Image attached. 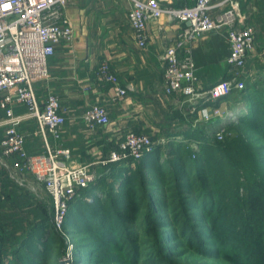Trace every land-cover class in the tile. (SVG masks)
<instances>
[{"label": "built area", "instance_id": "2783aa9c", "mask_svg": "<svg viewBox=\"0 0 264 264\" xmlns=\"http://www.w3.org/2000/svg\"><path fill=\"white\" fill-rule=\"evenodd\" d=\"M129 2L128 18L140 47L147 46L152 26L159 33L166 30L167 25L175 26V41L165 43L159 55L164 67V92L185 95L198 121L221 117V124H225L236 118L235 110L223 109L220 101L234 89L245 87L244 81L239 80L238 71L245 66L255 47V29L241 0ZM69 3L70 0H0V109L6 114L2 121L5 132L0 143V164L16 183L31 191H36V187L13 170H27L45 185L53 198V220L60 231L64 230L70 201L80 194L81 188L96 180L95 164L106 166L112 162L139 159L154 146L147 133L129 131L106 157L95 162L73 164L69 147L52 144L51 138L56 141L62 138L68 108L54 92L41 98L36 84L49 77V57L54 55L56 47L74 39L73 24L65 15ZM223 27L228 29L231 49L227 62L233 73L207 89H200L197 64L188 45L196 37ZM181 49L184 54H180ZM96 74L98 79L112 84L113 98L128 95V88L121 84L120 77L108 62L101 63ZM16 105L26 106L27 111L17 114ZM28 118L37 121L36 134L43 139L45 147L42 152L29 153L26 148L27 136L19 125ZM82 118L91 130L111 123L109 111L99 103L92 104ZM220 129L216 134L221 138L223 125ZM8 157H15V163H9ZM3 198L0 184V201Z\"/></svg>", "mask_w": 264, "mask_h": 264}, {"label": "trees", "instance_id": "16d2710c", "mask_svg": "<svg viewBox=\"0 0 264 264\" xmlns=\"http://www.w3.org/2000/svg\"><path fill=\"white\" fill-rule=\"evenodd\" d=\"M224 99L229 107L239 102H249L247 111L240 118L228 122V126H232L238 131L237 138L222 141L217 137H210L209 133L213 131L208 125H215L216 117L209 121H199L196 125L193 123L195 115L188 109L183 112L176 111L174 115L177 116L178 114L186 124L184 126L179 125L175 131L169 133L171 137L168 140L170 142L166 147L168 157L164 156V147L154 142L153 149L145 152L139 159L112 162L102 166V176L98 177L97 181L90 186L80 189V194L70 201L64 223V230L80 236V245L84 250H80L78 260L90 263L91 259L88 258L90 250H95L97 246L104 247L105 244L115 246L122 244L123 249L128 246V250H131L127 252L129 263L140 264L143 257H146L147 259L143 261V264H147L148 255L143 254L138 245H135L139 235L134 236L135 240L131 241V236L135 234L127 229V222H133L134 226L139 230L142 229L145 233H147V228L144 229L142 223L137 225L135 213L132 215V212H135L140 205H143L144 201H147L148 207L153 211L154 222L158 224V227L179 225L180 219L176 216L175 220L169 223L168 219L158 217L160 216L158 211L154 212L157 207L156 204L160 203L161 200L155 196L156 190L153 189V186L161 183L168 186L167 184L170 182L182 189L191 187V185L194 186L193 183L201 178L200 174L205 173V167L202 165L204 161L201 163L200 160L218 156L219 161L223 163L218 170L220 172L218 173L219 180L220 182L223 180V183L226 182L232 187L228 189V192H221L219 197H213L214 192L220 193V191L213 189V186H205L208 184L207 181L202 182L203 185L198 186V192L202 191L203 193L199 195L198 201L205 209L211 207L213 212L217 209V213L212 215L211 227H215L219 231H215L213 234L216 239L225 237L223 238L229 245V252L226 255L232 257L230 258L234 260H232L234 264H241L242 262L243 264L264 263V144L256 147L252 145L254 140L264 142V71L256 79H249L243 89H234ZM176 135H183L190 139H202L206 141V148L203 147L199 156L196 157L182 144L172 140ZM235 143L241 145L243 152L234 147ZM248 148L251 151H248ZM209 149L212 150V154L209 153ZM231 153L238 155V160ZM217 165L219 166V163ZM259 168L263 171H259ZM199 170L201 171L199 172ZM259 173L263 174L260 178ZM245 174L256 177L250 178L248 182V180H244L247 177ZM242 175H244L242 184L247 182L250 186L245 185L244 194L248 201L252 200L243 203L244 205L235 198L239 193L240 186L238 185ZM6 176L9 177L6 181H12L19 185L7 172ZM138 179L141 181L137 182ZM209 183L212 184V181ZM257 187L260 189H256ZM169 190L173 189L169 188ZM252 197H256L260 205L263 206V215L256 219L255 225H253V220L250 221L251 219L245 217V215L251 216L252 212L256 211L255 206L252 205L255 204ZM51 199L54 210L52 196ZM225 201L226 203H224ZM227 202L230 204L227 205ZM170 204H175V202L167 203V205ZM225 205H227V211L223 214ZM231 207L232 209H230ZM219 217H223L221 223ZM245 219L247 220L245 221ZM181 227L182 234L187 239L189 226L185 222ZM252 231L257 232V235H253ZM60 232L55 226L53 218L46 216L37 218L30 223L28 230L11 244V247L6 245L9 238L4 237L2 242L5 244L2 247V252L7 258L0 264H50V261H53L52 264H57L60 261V256H62V251L58 248L62 239ZM155 232L156 236H160L161 233L158 228L155 229ZM192 237L193 240L187 242L196 246L199 239ZM177 238L178 236L174 237L173 234L165 233L162 238V248H166L164 247L166 242L175 241ZM254 245L258 253L256 251L254 253ZM248 248L251 249L250 254H247L246 257H249L248 261H240L239 259L243 258V255L239 257L237 255ZM104 250L97 257L107 253L106 249ZM215 254L222 253L217 251Z\"/></svg>", "mask_w": 264, "mask_h": 264}, {"label": "crops", "instance_id": "0c3cea01", "mask_svg": "<svg viewBox=\"0 0 264 264\" xmlns=\"http://www.w3.org/2000/svg\"><path fill=\"white\" fill-rule=\"evenodd\" d=\"M127 1L129 7L122 11L118 0H70L65 15L73 24L74 39L56 47L54 55L49 57V77L36 84L41 98H45L48 92H54L68 108L62 138L59 141L51 138V142L56 146L69 147L73 164L95 162L106 157L132 126L147 133L150 132V124L155 123L157 126L152 125V132L160 134L159 127L170 121L177 125L181 120L178 114L174 115L176 111L188 109L192 112L185 95L166 94L163 89L164 67L159 55L165 43L175 41V26L167 25L162 33L152 26L147 46L140 47L129 22L131 4ZM243 2V9L247 12V0ZM122 14L124 23L121 22L124 19ZM123 25L130 28V34H125ZM188 47L197 64L200 89H207L232 75L233 69L227 62L231 44L226 27L196 37ZM184 52V49L180 50V54ZM103 62L110 64L121 84L128 88L126 97L113 98L112 84L98 79L96 71ZM226 102L225 99L220 101L222 108H228ZM94 103L107 108L111 123L91 130L82 115ZM26 111L24 105L15 107L17 114ZM5 118V112L0 109V143L5 132L2 125ZM216 120L222 122L221 117H216ZM19 127L26 133L29 153L45 150L43 139L36 134L38 125L35 119H25ZM6 159L11 164L16 161L15 157ZM95 165L102 168L100 164ZM5 177L0 172L3 190Z\"/></svg>", "mask_w": 264, "mask_h": 264}, {"label": "rangeland", "instance_id": "374dc122", "mask_svg": "<svg viewBox=\"0 0 264 264\" xmlns=\"http://www.w3.org/2000/svg\"><path fill=\"white\" fill-rule=\"evenodd\" d=\"M241 1L243 2V0ZM118 5L122 8V11L127 10L129 7V3L127 0H118ZM246 6V10L249 16V22L254 26L255 29L256 40L255 47L247 57L245 66L238 71L239 80L244 81L245 86L249 79H256V77H258V75H260L264 71V0H247ZM121 18H124L121 20L122 23L126 22L125 16L123 14L121 15ZM121 27L123 28V31L125 29V34H130L131 31L128 26L123 25ZM248 103L249 102H239L233 106H230L231 109L235 110L234 116H236V118L234 119L240 118L247 111ZM190 109L192 111V108ZM192 113L195 115L193 117V123H196L197 125L199 123L197 114L193 111ZM221 123V121L219 122L216 120L215 125H208L210 128H212L211 130L213 131L209 133L210 137H217L218 139H222V141H230L237 138L238 131L232 128V126H228V121L225 122V124ZM185 124L186 122L183 120H178L177 125L176 122L172 123L170 121L159 127L161 129V132L160 134H156V132H152V127H156L157 124L151 123L148 127L150 128V132H147V134L152 138L153 142L159 143L164 147V156L168 157L166 147L170 142L168 140L169 137H171L169 133L175 131L179 125L184 126ZM222 125L223 134L220 138L217 136L216 132L222 130L220 129ZM131 128V131H137L135 126H132ZM202 129H204L203 126ZM172 140H174L176 143L182 144L185 149L193 152L196 157L199 156L203 147L206 148V141L198 138L190 139L186 138L183 135H176L172 138ZM263 144L264 142L260 140H254V142L252 141V145L254 147ZM234 147L243 152L240 144L235 143ZM209 151V153L212 154V150L209 149ZM248 151H251V149L248 148ZM231 154L238 160V155H236L235 153ZM1 155L2 153L0 152V156ZM200 161L201 163L204 161L202 165L203 167H205V173L203 175L200 174L201 178L197 179L195 181L196 183H193L194 186L191 185V187L182 189L178 188L174 183L171 182L167 184L168 186H164L162 183L153 186V189L156 190L155 196L161 200L160 203L156 204L157 207L154 209V212L158 211V215H160L158 217L168 219L169 223H172V221L175 220L176 216V218L180 219L179 225L158 227V224L154 222L153 219V211H151V208L148 207L147 201L144 200L143 205H140V207L136 209L135 212H132V215L135 213V222L137 223V225L139 223H142V227L144 229L147 228V233H145L142 229L139 230L136 226H134L133 222H127V229L131 230V232L133 231L135 234L131 236V241H133V239L135 238L134 236L139 235V237L136 238L138 240H136L135 245H138L143 254L148 255L147 264H164L167 262H169L170 264H234V260L231 259L232 257H227L226 255L227 252H229V245L224 239L225 237L222 236L220 239H216V236H214L213 234L215 233V231H219L216 230L215 227H211L213 223L212 215L217 213V209L214 212L211 211V207H206L205 209L200 205L198 201L199 195L203 193L202 191L200 193L198 192V186L201 187L205 181H207L208 183L205 186H213V189H218V191H220V193L214 192L213 197H219V194L221 195V192L223 191L228 192V189H230V187L232 186H229L226 182L223 183V180L222 182H220L219 180L220 178L218 177V173L220 172H218V170L223 163L222 161H219L218 156H212L208 159L206 158L205 160L201 159ZM8 162L11 163V161L9 160ZM217 163H219V166L217 165ZM0 168L1 173L6 176L7 172L10 176L9 171L4 166L1 165ZM94 168L97 172V178L94 181L95 183L98 177L102 176L101 173L103 172V169L100 167L98 168V165H95ZM200 171L201 170H199V172ZM259 171L263 170L259 168ZM13 172L26 177L28 181H30V183H32L36 187V191H31L25 186L16 185L12 181L10 183V181H6L7 179H9V177H5V188L3 190L4 198L2 201H0V262H4L7 258L5 253L2 252V247H4L5 244L2 242L4 237L7 236L9 238L6 245L11 247V244H13V242L16 241L19 236H21L28 230L29 225L32 221L43 216L52 219L54 213L51 195L46 189L45 185L42 182L38 181L35 176L27 170H13ZM259 174V178L263 176L262 173ZM243 176L244 175L240 177L238 185L240 186L239 193L237 194L238 196H235V198L239 203L242 202V204H245V202H251L252 200L248 201V198L244 194L246 190L245 185H247L248 187L250 186L247 182H245V184H242ZM246 176L247 177H245L244 180H248V182L250 178L256 177H250L249 175ZM140 181V179L137 180V182ZM210 181H212V184L209 183ZM169 188H172L173 190H169ZM256 189L260 188L257 187ZM252 198L254 200L253 202L255 203L252 205L255 206L256 211L252 212L251 216L245 215V217L247 216L248 219H251L250 221L253 220V225H255L256 219L261 218V216L263 215V206L260 205L259 200L256 197ZM172 201L175 202V204L167 205V203H170ZM224 203H226V201ZM229 204L230 203L227 202V205ZM227 205H225L223 214L227 211ZM230 209H232V207ZM246 220L247 219H245V221ZM221 221H223V217H219V222L221 223ZM185 222L189 226L187 239L184 238V235L181 231V225H184ZM220 225L222 226V224ZM157 228L161 233L160 236H156L155 229ZM252 232L253 235H257V232ZM165 233L173 234L174 237L178 236V238L175 241L166 242L164 244V247L166 248H162L161 243ZM60 236H62V239L60 244L58 245V248H60V250L62 251V256H60V261L57 264H61V261L64 259H69L71 261V264H131L127 260V252H130L131 250H128V246L123 249L122 244L119 246H115L113 244H105L104 247L97 246L95 250H90L88 255V258L91 259L90 263L84 260H78V258L80 257V250H84V248L80 245V236L76 233L70 234V232H68L67 230L61 231ZM191 236H194L197 240L199 239V241L196 242V246H192L187 242H191L193 240V237L191 238ZM52 247L55 248L54 246ZM104 249H106L107 253H103L102 255L97 257V255L101 251H105ZM217 251L221 252L222 254H215ZM255 251L256 253H258L257 248L254 245V253ZM259 251L261 250L259 249ZM250 252L251 249H245L240 255H237V257L243 255V258L239 260L248 261L249 257H246L250 254ZM145 259L147 258L143 257V260L140 264H143V261H145ZM52 262L53 261H50V264H52ZM241 264H243V262Z\"/></svg>", "mask_w": 264, "mask_h": 264}, {"label": "water", "instance_id": "95a60500", "mask_svg": "<svg viewBox=\"0 0 264 264\" xmlns=\"http://www.w3.org/2000/svg\"><path fill=\"white\" fill-rule=\"evenodd\" d=\"M61 264H71V261L69 259H64L61 261Z\"/></svg>", "mask_w": 264, "mask_h": 264}]
</instances>
